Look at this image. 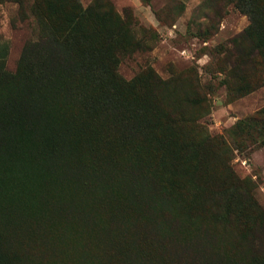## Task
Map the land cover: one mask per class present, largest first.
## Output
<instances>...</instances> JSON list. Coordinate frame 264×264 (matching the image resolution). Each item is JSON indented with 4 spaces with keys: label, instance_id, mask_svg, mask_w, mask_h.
Returning a JSON list of instances; mask_svg holds the SVG:
<instances>
[{
    "label": "trees",
    "instance_id": "obj_1",
    "mask_svg": "<svg viewBox=\"0 0 264 264\" xmlns=\"http://www.w3.org/2000/svg\"><path fill=\"white\" fill-rule=\"evenodd\" d=\"M226 1L249 20L238 42L264 62V0ZM32 3L51 44L26 43L15 73L0 61V264L46 253L17 215L20 192L104 241L107 264H264V208L226 145L264 146V108L236 122L230 142L211 136L200 123L210 91L195 72L119 74L142 47L128 11L109 0Z\"/></svg>",
    "mask_w": 264,
    "mask_h": 264
},
{
    "label": "rangeland",
    "instance_id": "obj_2",
    "mask_svg": "<svg viewBox=\"0 0 264 264\" xmlns=\"http://www.w3.org/2000/svg\"><path fill=\"white\" fill-rule=\"evenodd\" d=\"M79 1L86 7L92 0ZM109 1L117 12H129L142 43L140 49L121 59L118 72L124 79L130 80L146 68L162 79L174 72H195L210 91L209 113L200 123L211 136L226 142H230L229 131L236 122L264 108V62L245 42H238L249 20L226 0ZM32 5V0H23L22 7L16 0L0 3V61L9 73H15L26 43L44 37L51 44ZM243 85L248 90L238 92ZM226 145L235 177L252 186L256 202L264 208V146L238 152ZM67 189L74 194L80 187L70 182ZM29 196L20 192L17 215L37 227L36 244L46 247L35 264H107L112 250L104 241H98L94 233H83L77 220L48 217L46 211L32 205ZM203 222L208 226L206 219ZM207 229L219 232L222 228L211 223Z\"/></svg>",
    "mask_w": 264,
    "mask_h": 264
}]
</instances>
